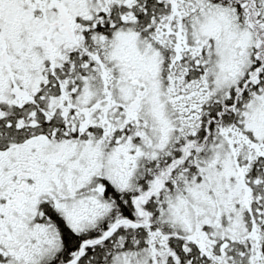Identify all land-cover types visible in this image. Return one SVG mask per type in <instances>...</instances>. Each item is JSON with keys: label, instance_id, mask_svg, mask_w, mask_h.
I'll list each match as a JSON object with an SVG mask.
<instances>
[{"label": "snow or ice", "instance_id": "snow-or-ice-1", "mask_svg": "<svg viewBox=\"0 0 264 264\" xmlns=\"http://www.w3.org/2000/svg\"><path fill=\"white\" fill-rule=\"evenodd\" d=\"M0 264H264V0H0Z\"/></svg>", "mask_w": 264, "mask_h": 264}]
</instances>
